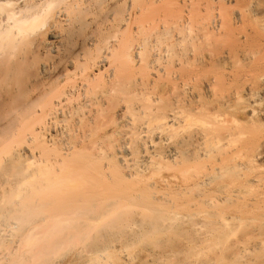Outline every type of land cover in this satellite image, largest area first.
<instances>
[{"label":"bare ground","instance_id":"6f19581e","mask_svg":"<svg viewBox=\"0 0 264 264\" xmlns=\"http://www.w3.org/2000/svg\"><path fill=\"white\" fill-rule=\"evenodd\" d=\"M258 9L246 0H0V264H59L68 253L123 264L124 249L173 231L228 239L227 216L250 215L258 200L235 184L263 182L248 163L257 156H245L249 169L235 162L262 146L261 128L235 117L245 75L236 57L264 50ZM207 162L227 167L218 182ZM226 191L232 198L220 199ZM244 221L246 239L230 244L240 263L251 258L248 236L264 249ZM173 257L164 246L140 260Z\"/></svg>","mask_w":264,"mask_h":264},{"label":"rangeland","instance_id":"374dc122","mask_svg":"<svg viewBox=\"0 0 264 264\" xmlns=\"http://www.w3.org/2000/svg\"><path fill=\"white\" fill-rule=\"evenodd\" d=\"M246 1H248V4H250L251 2H256V3L258 2L260 10L258 9V11L251 12V15H252L253 19L259 18L260 22H261V20L264 21V0H246ZM259 1H261V2H259ZM228 2L229 1H223L222 3L224 5L227 4L226 7L228 5L229 6L231 5L230 7H232L234 5L233 2L232 3H228ZM229 6H228V8H229ZM259 24H261V29L264 33V30H263L264 29V22H263V24H262V22ZM263 45H264V40H263ZM263 53H264V50L262 51V53L260 55H254V58L259 61L257 63H256V61L253 62L254 58L250 59L249 57L244 56L242 53H238V55L236 57L237 64L242 62V64H241L242 66L240 67V69H242L245 72V75H243V76H246L247 78H251L252 80L254 79V81L252 82V81H250L251 79H247V78L242 76L241 79L243 78L242 80H244V81L240 80L241 82L239 81L237 83V85L235 86L236 88H238L239 96L243 94L242 95L243 99H241L240 103L237 105L238 109L235 111V117L240 123H244V122L254 123L261 128L262 146L259 148L260 149L259 153H257L258 151L254 154H251V155L250 154L248 155L246 153H241L243 155H241V157L239 156L240 159H239V157L237 158L239 161L236 160L235 162H237V164L239 163V165H241L243 163L241 166L242 167L247 166V169H249L248 168L249 164L258 165V166H256V167H258V169L257 168H255V169L260 170V171L257 172V170H255V173L257 172L256 173L257 175H259L261 173L259 177L263 178V182L258 183L259 185L258 184L252 185V184H245L244 183L245 187L248 186V188H245L244 186H242L244 184H235V186H238L239 188L243 187L244 191H241V189L239 190L237 187H235L236 189L234 188V190H237V191H235L236 194H234V192L231 191V190H233L231 187L228 189V193L233 192L234 195H232L230 193L233 196V199H236L235 195L237 196V194H239L238 196L241 198L244 195L243 199H247V200H249V199L254 200L255 198L258 199V200L248 202V204H250V207H247V209L250 211H248L247 209H245V211H248L250 213V215L246 212H245V214H243L244 212L243 213L239 212L240 214L234 213L236 215V217H238V218L236 219L235 215H234L235 219H233L232 214H230L232 212L229 213L230 216L228 215L227 219L232 218L233 221H231L232 219L231 220L229 219V221H228V223L230 224L229 228H228L229 229L228 230L229 237H228V239L224 240V242H223V240L218 239V235L209 233L207 231H202L198 235H190V234H187L184 232L173 231V232H165V233L161 234V236L149 235L146 238V240H144L140 244L133 246L134 248H130V247H129V249L127 248L126 254L124 252L125 249L123 250V248H125L124 244L117 242L114 244L117 247L116 248L114 246L115 249L119 250V248L121 249V246H122V250H123L122 252L123 253L121 251H120L121 253L118 250L117 251H118V253H120L119 255H121V256L126 255L124 257L125 258L127 257L125 260L123 259V261H122L123 264H145L142 260H140V258L144 257L150 251L156 252L164 246H168L169 249L174 254V257H173L171 264H180L183 262H187V264L188 263L204 264V260H207L210 264H264V249L256 250V246H255L256 243L253 242V239L250 236H248V238L251 239L249 241L250 243L245 244V246L242 245V246H244L242 248V250L246 251L248 253V255H250V253H251V258L249 260L243 261L241 263L238 261H235V259L231 255L232 253L230 250L231 246H232L230 244H233L234 241H238L235 239H239V240H241V239L245 240L246 239V238H244L245 237L244 233L246 232V229H248V228H246L245 226H243L244 228L239 227L241 224V221H243V223H244L245 222L244 220H246V219L253 220V225H254L253 229L254 230H250V231H253L254 237L264 239V71L261 72L260 74H258L259 71L257 69H255L256 65L258 63H262L264 61V54ZM239 65H238V68H239ZM249 74H253V77H255V78L250 77V76L248 77ZM240 90H241V92H240ZM246 90H248V91H246ZM251 91L255 92L254 98L255 99L257 98L256 100L258 102L253 100L254 99L253 97H252L253 99H251V97L248 96V94H250ZM246 93H248V94H246ZM259 93H260V95H259ZM256 95H258V96L256 97ZM251 100H253L252 102L254 105L252 104ZM243 107H246L245 113H244ZM241 110L243 111V113L241 112ZM248 112L250 113V117H248L250 119H247V115L249 116ZM238 114H239V116H238ZM242 114H243V117H240V116H242ZM252 155L259 157V159H256L257 157H253V160H251ZM245 156H247L248 159L251 158L250 159L251 161L248 162L249 160ZM243 157H245L247 161ZM241 159H242V161H241ZM243 159H244V161H243ZM240 161H241V164H240ZM254 161H255V163H254ZM235 162L232 163L231 165L234 167H237L240 171H242L241 169H244V168L240 167L239 165H234ZM255 165H254V167H255ZM206 166H207V170H208V175L211 178H212V176L216 177V178H214L215 180L217 179V176L221 175V171L223 172L227 168L225 165H221V164L215 163V162H207ZM254 167L250 166L251 170ZM247 171L245 169V170H243L242 173H245ZM252 171H254V170H252ZM215 173L218 175H216ZM253 175H255V174H253ZM218 181L216 180L215 182H218ZM239 191H241V193L243 192L244 194L242 195L241 193H238ZM230 194H227V191H226V195H228V196H226L225 194H222L221 196L219 195V197H220V199H221V197H222V199L232 198V196ZM220 199L217 197V202H219ZM215 200H216V198H215ZM222 201H226V200H222ZM256 201H258L259 205L257 208L254 209L253 208V202H256ZM256 213H257V215H256ZM201 218L204 219L205 217L202 216ZM240 229H242V230H240ZM234 230L235 231L237 230L236 233ZM238 230L241 232L239 233ZM237 236H238V238H237ZM198 238H204V239H202L203 241L202 240L197 241ZM206 240H208V241H206ZM252 246H253V248H252ZM151 248H153V249H151ZM127 253H129V255ZM185 258H186V261L184 260ZM61 260L62 261H60L59 264H81L83 258L79 257V256L76 257L73 253H68Z\"/></svg>","mask_w":264,"mask_h":264}]
</instances>
